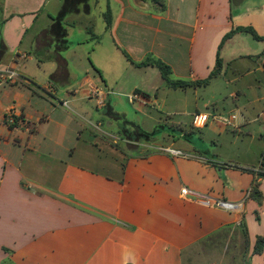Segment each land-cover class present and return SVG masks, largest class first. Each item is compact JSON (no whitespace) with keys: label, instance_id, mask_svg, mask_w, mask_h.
<instances>
[{"label":"crops","instance_id":"obj_1","mask_svg":"<svg viewBox=\"0 0 264 264\" xmlns=\"http://www.w3.org/2000/svg\"><path fill=\"white\" fill-rule=\"evenodd\" d=\"M235 11L231 17L230 0H0V68L18 72L0 86V264H264V246L255 254L264 238V178L247 170L256 166L220 158L191 137L158 146L131 142L126 125L102 129L104 117H121V100L111 96L130 90V101L145 108L160 90H173L156 68L135 63L152 56L174 79L201 80L232 28L264 36V0H242ZM243 35L253 39L236 34L220 54L219 77L237 82L231 97H244L256 114L249 122L241 114L238 127L264 123V42ZM32 62L51 77L45 85L26 73ZM123 62L155 84L158 72L164 85L129 89L121 72L112 75ZM58 79L72 82L59 89ZM94 88L105 93L97 115L88 111ZM10 111L19 118L13 130ZM257 178L261 198L244 200ZM217 200L243 206L230 212Z\"/></svg>","mask_w":264,"mask_h":264},{"label":"rangeland","instance_id":"obj_2","mask_svg":"<svg viewBox=\"0 0 264 264\" xmlns=\"http://www.w3.org/2000/svg\"><path fill=\"white\" fill-rule=\"evenodd\" d=\"M243 36H246L245 38L251 44L252 42L257 43L250 36ZM124 62L122 65L124 69L120 66L121 69L119 71L116 65L113 66L114 73L112 75L115 76L116 73L121 72L120 75L124 76L129 89L135 86L140 89L148 86L149 89H152L155 85L156 89H158L161 85H164L157 70V78H160V81L156 78L155 84L153 79L150 76H146L142 69H134L130 63ZM125 64L130 66L129 70L125 68ZM25 71L35 77L36 81H34L40 85H45L51 78L45 73L43 68H38L33 62L27 65ZM71 82V80L63 81L58 79L55 84L57 88L63 89L67 88ZM236 85L237 82L231 84L230 79L218 77L207 87L190 88L185 91L174 89L160 90L156 96V105L145 108H140L136 102H131L133 100L130 101L128 95L130 90L125 94L113 95L111 96L113 102L115 99L121 100L116 110V113H119L121 117L120 119L104 117L102 129L115 132L114 128L110 129L108 127L109 122H112L116 127L126 125L128 130L133 129L135 127L133 124H135L140 128L141 132L150 134V139L147 140L142 137L140 139L142 142L156 141L158 146H167L168 139L179 141L183 140L184 136L187 138L191 137L196 147L204 148L223 159H234L239 165L256 166L258 174L259 170H264V132H259L264 123L260 121L248 123L244 127L236 125V121L241 114L246 116L248 122L256 116L248 106L244 105L247 104L244 97L240 96L238 100L231 97ZM132 91L131 97L136 100L137 96ZM97 107L96 102L93 101L88 106V111L97 115ZM213 107L218 108L223 114L215 113V110H211ZM196 111L199 112L196 113ZM198 114H206L208 117L206 125L202 128L195 125L196 115ZM233 115L236 116V119L232 120L230 125L222 121V119L230 118ZM125 116H127L126 119L124 118ZM91 120V123L95 124L98 118L92 117ZM107 139L113 142V139L109 137ZM125 145L121 141H117L116 144L119 148L122 146V149L140 151L133 144H127L128 147ZM153 149L151 145L143 148L146 152ZM165 150V148L162 149V151ZM255 195L254 191H248L245 193L244 200L248 198L255 199ZM260 239L264 240V238H258V240ZM258 240L256 246L259 243ZM262 245L264 246V244Z\"/></svg>","mask_w":264,"mask_h":264},{"label":"trees","instance_id":"obj_3","mask_svg":"<svg viewBox=\"0 0 264 264\" xmlns=\"http://www.w3.org/2000/svg\"><path fill=\"white\" fill-rule=\"evenodd\" d=\"M242 0H230L231 3V17L234 16V14L236 13V9H238L240 3ZM58 21V20H57ZM106 21H107V28L110 27V23H111V18H110V13H108L106 15ZM57 26H60V32H58V34H60L61 39H63V46L64 49H66L68 47V42L66 39V31L65 29L60 25V23H57L55 28ZM239 33H247L250 34L253 39L255 41L258 42H264V36L259 35L256 30L251 27V26H247V27H234L232 28L228 33H226L224 35V37L222 38L219 46H218V51H217V56H216V64L215 67L213 68V70L210 72L209 76L205 79H201V80H178V79H174L173 78V72L172 69L170 67V65H168L167 63L163 62L162 60L159 59H155L152 56H148L144 61L140 62V63H135V65L137 67H154L156 68L163 80L167 83V85L174 89V90H178V89H187V88H200V87H207L211 81L213 79L218 78L223 71V61L221 58V50L224 47V45L226 44V42L230 39H232L236 34ZM126 57L129 59L130 62H132V60L129 58V56L127 54H125ZM56 56L52 55L50 56V59H54ZM19 121V118L15 119V122L13 124H9L6 122V124L8 125L10 130H13L16 126H17V122ZM133 126H135L133 129H129V130H125L124 134L128 137V139L130 141H134L136 142L137 140H140L142 137L149 140L150 139V134H145L143 132L140 131V128L138 126H136L135 124H133ZM248 171L251 172H255L256 168L254 169H247ZM258 178H264V170H259L258 171ZM256 179L255 182L252 185V190L255 192V198H261V194L258 191V187L260 185L259 183V179ZM259 243L257 244L256 248H255V254H260L262 251V247L264 244V240H258Z\"/></svg>","mask_w":264,"mask_h":264},{"label":"built area","instance_id":"obj_4","mask_svg":"<svg viewBox=\"0 0 264 264\" xmlns=\"http://www.w3.org/2000/svg\"><path fill=\"white\" fill-rule=\"evenodd\" d=\"M17 78H18L17 71L13 69H9V68H0V86L10 84L13 81H15ZM104 97H105V93L102 90H99L98 88H94L91 92V98H93L97 102L98 106H102L104 104ZM15 119H16V116L14 115V113L12 111L8 112V114L6 115L7 123L13 124L15 122ZM235 119H236V116L233 115L230 118L222 119V121L230 125L231 121ZM207 121H208V117L206 114H198L196 115L195 125L196 127L202 128L206 125ZM165 151L174 157H179V156L185 157V155L179 150L167 148ZM181 194L184 197H188L191 193L183 189L181 191ZM194 197H196L197 200L202 203H205V204L211 203L207 197L197 196V195H195ZM214 204L218 208H221V209H224L230 212H238L242 209V206H243L242 203H231L225 200H217L214 202Z\"/></svg>","mask_w":264,"mask_h":264}]
</instances>
